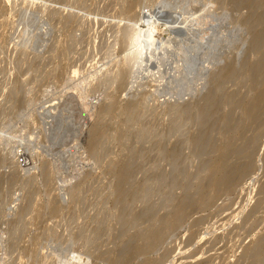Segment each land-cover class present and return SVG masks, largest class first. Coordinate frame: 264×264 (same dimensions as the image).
I'll return each instance as SVG.
<instances>
[{
    "label": "rangeland",
    "instance_id": "obj_1",
    "mask_svg": "<svg viewBox=\"0 0 264 264\" xmlns=\"http://www.w3.org/2000/svg\"><path fill=\"white\" fill-rule=\"evenodd\" d=\"M263 72L264 0H0V264H264Z\"/></svg>",
    "mask_w": 264,
    "mask_h": 264
},
{
    "label": "bare ground",
    "instance_id": "obj_2",
    "mask_svg": "<svg viewBox=\"0 0 264 264\" xmlns=\"http://www.w3.org/2000/svg\"><path fill=\"white\" fill-rule=\"evenodd\" d=\"M165 24V23H164ZM167 24V23H166ZM165 24V25H166ZM148 29H146L145 31H147ZM150 30V29H149ZM152 30V29H151ZM150 30V31H151ZM165 30H168V28L167 29H165ZM145 31H143V32H145ZM163 32H164V30H163ZM167 32V31H166ZM168 32H170V31H168ZM165 34V33H164ZM164 34L162 35L164 38H165V36H164ZM140 36V35H139ZM143 36H145V35H143ZM161 37V36H160ZM147 38L148 37H146L145 39H144V43L146 44L147 43ZM163 38V39H164ZM162 39V38H161ZM163 42V41H162ZM166 42H168V41H166ZM166 44V43H165ZM164 45V44H163ZM159 49H161V48H159ZM158 51V50H157ZM160 52V51H159ZM165 53V52H164ZM264 73V72H263ZM251 75V74H250ZM263 80V82H262V85H263V91L261 92V94L259 95V98H257L256 99V104H255V102H254V104H255V106H259V105H264V75H263V78H262ZM209 107V106H208ZM260 107H262V106H260ZM258 111V110H257ZM253 113V112H252ZM257 115V114H256ZM252 116V115H251ZM230 145V144H229ZM227 148H228V146H227ZM224 151V150H223ZM218 164V163H217ZM222 164V163H221ZM220 163L217 165V167H218V169L221 167L222 168V165H221ZM223 184V179H218V180H216L214 183H213V186L214 187H220L221 185ZM151 237V240L150 241H152L153 240V238L155 239V235H152V236H150ZM151 245V244H150Z\"/></svg>",
    "mask_w": 264,
    "mask_h": 264
},
{
    "label": "built area",
    "instance_id": "obj_3",
    "mask_svg": "<svg viewBox=\"0 0 264 264\" xmlns=\"http://www.w3.org/2000/svg\"><path fill=\"white\" fill-rule=\"evenodd\" d=\"M17 155L19 156L18 160L21 163V165L27 166L29 164V159L26 157L24 153L19 152Z\"/></svg>",
    "mask_w": 264,
    "mask_h": 264
}]
</instances>
